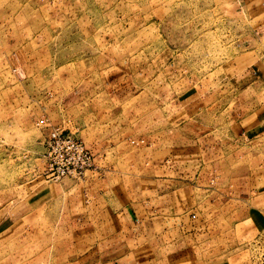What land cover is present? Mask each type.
I'll use <instances>...</instances> for the list:
<instances>
[{
	"label": "rangeland",
	"instance_id": "obj_1",
	"mask_svg": "<svg viewBox=\"0 0 264 264\" xmlns=\"http://www.w3.org/2000/svg\"><path fill=\"white\" fill-rule=\"evenodd\" d=\"M261 110L264 0H0V200L35 201L0 264H58L79 232L67 199H142L171 149L211 137L236 153L238 171L264 170V136L248 140ZM42 117L95 152L83 178H43ZM223 201L208 204L211 223ZM251 202L209 223L231 229L209 244L228 248L219 264H264V225L234 224L257 215Z\"/></svg>",
	"mask_w": 264,
	"mask_h": 264
},
{
	"label": "crops",
	"instance_id": "obj_2",
	"mask_svg": "<svg viewBox=\"0 0 264 264\" xmlns=\"http://www.w3.org/2000/svg\"><path fill=\"white\" fill-rule=\"evenodd\" d=\"M254 126L255 135L249 141L264 136V110ZM194 145L171 149L153 162L148 170L149 183H145L147 194L142 199L119 205L97 204L94 208L83 199H67L65 208L71 209L70 221L76 218L79 232H72V242L58 264H219L217 260L230 252L226 246L217 250L209 244L222 237L230 240L231 229L227 233L211 230L207 206L218 204L222 198L211 225H221V217L233 208V201L241 205L252 200L247 210L257 215H247L234 224L259 226V230L264 225L263 168L249 171L242 167L238 171L236 153H227V144L215 138L205 137ZM10 201L0 200V258H7L4 245L11 236L23 232V227L35 219V201ZM78 207L79 211L73 210ZM240 231L243 233L238 240H246L250 232ZM208 256L215 259L208 260Z\"/></svg>",
	"mask_w": 264,
	"mask_h": 264
},
{
	"label": "built area",
	"instance_id": "obj_3",
	"mask_svg": "<svg viewBox=\"0 0 264 264\" xmlns=\"http://www.w3.org/2000/svg\"><path fill=\"white\" fill-rule=\"evenodd\" d=\"M44 132L42 176L49 181L83 178L95 166V152L73 133L42 117L36 122Z\"/></svg>",
	"mask_w": 264,
	"mask_h": 264
}]
</instances>
